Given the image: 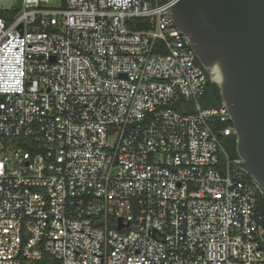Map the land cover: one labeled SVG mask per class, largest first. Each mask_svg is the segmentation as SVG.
<instances>
[{
    "label": "built area",
    "instance_id": "1",
    "mask_svg": "<svg viewBox=\"0 0 264 264\" xmlns=\"http://www.w3.org/2000/svg\"><path fill=\"white\" fill-rule=\"evenodd\" d=\"M207 83L169 0L0 12V264H264V189Z\"/></svg>",
    "mask_w": 264,
    "mask_h": 264
},
{
    "label": "water",
    "instance_id": "2",
    "mask_svg": "<svg viewBox=\"0 0 264 264\" xmlns=\"http://www.w3.org/2000/svg\"><path fill=\"white\" fill-rule=\"evenodd\" d=\"M169 1L208 82L220 89L238 156L264 189V0Z\"/></svg>",
    "mask_w": 264,
    "mask_h": 264
},
{
    "label": "trees",
    "instance_id": "3",
    "mask_svg": "<svg viewBox=\"0 0 264 264\" xmlns=\"http://www.w3.org/2000/svg\"><path fill=\"white\" fill-rule=\"evenodd\" d=\"M21 7V4L17 8L12 9H4L2 10L3 14H7L13 16L17 14L18 9ZM223 103L222 95L220 89L217 84L207 83L206 92L204 96L201 98V104L204 107H215L220 106ZM222 142L231 156H238L236 151V137L232 136H223L221 137ZM264 211V208H263ZM38 264H59L57 260L53 259L50 255H46L43 260H41Z\"/></svg>",
    "mask_w": 264,
    "mask_h": 264
},
{
    "label": "rangeland",
    "instance_id": "4",
    "mask_svg": "<svg viewBox=\"0 0 264 264\" xmlns=\"http://www.w3.org/2000/svg\"><path fill=\"white\" fill-rule=\"evenodd\" d=\"M20 4L21 0H0V12L3 13L2 10L4 9L17 8ZM5 16H7V14Z\"/></svg>",
    "mask_w": 264,
    "mask_h": 264
}]
</instances>
